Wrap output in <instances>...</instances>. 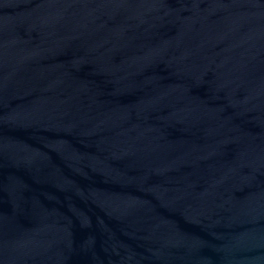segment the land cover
I'll return each mask as SVG.
<instances>
[{"label":"water","instance_id":"1","mask_svg":"<svg viewBox=\"0 0 264 264\" xmlns=\"http://www.w3.org/2000/svg\"><path fill=\"white\" fill-rule=\"evenodd\" d=\"M0 264H264V0H0Z\"/></svg>","mask_w":264,"mask_h":264}]
</instances>
